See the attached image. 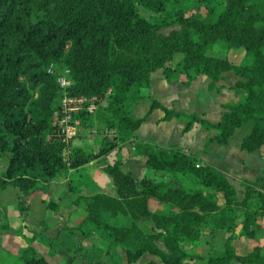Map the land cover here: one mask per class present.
<instances>
[{
  "label": "trees",
  "instance_id": "trees-1",
  "mask_svg": "<svg viewBox=\"0 0 264 264\" xmlns=\"http://www.w3.org/2000/svg\"><path fill=\"white\" fill-rule=\"evenodd\" d=\"M183 1L0 0V156L7 159L0 168V190H20L17 206L23 214L24 197L45 190L54 178L67 177L66 193L77 194L74 202L80 200L83 209L69 235L73 230L84 238L99 235L105 249L120 248L128 264H138L144 254L157 260L142 264L199 258L183 244L199 240L206 227L211 233L225 232L226 238L221 249L208 252L204 264H264V246L256 244L246 253L233 246L238 238L256 239L264 227V174L242 178L237 189L223 172L186 148L162 147L136 140L134 134L160 108V121L186 120L183 132L194 123L213 131L205 147L227 144L246 124L250 127L239 149L255 153L264 145V0H198L204 5L201 12L177 7L160 22L149 21L138 9L140 3L165 14L171 3ZM170 26L165 33L163 28ZM217 41L228 49L243 48V57L235 63L208 55L207 48ZM51 63L69 69V94L97 98L94 113L74 115L86 128L112 131L96 152L71 145L75 137L66 142L54 132L52 116L63 91L47 72ZM157 70L167 82L185 86L203 75L208 90L217 91L223 88L217 81L231 73L236 77L231 88L243 93L220 105L215 122L155 99L143 116L134 117L132 109ZM127 142H133L134 155L145 157L146 173L140 178L120 158L106 166L95 163ZM47 206L53 209L54 202ZM71 246L76 251L81 245ZM19 253L24 264H48L29 244Z\"/></svg>",
  "mask_w": 264,
  "mask_h": 264
},
{
  "label": "crops",
  "instance_id": "crops-1",
  "mask_svg": "<svg viewBox=\"0 0 264 264\" xmlns=\"http://www.w3.org/2000/svg\"><path fill=\"white\" fill-rule=\"evenodd\" d=\"M208 82L209 80L203 75L197 76L188 86L177 80L167 82L162 71L157 70L151 74L150 86L142 90L143 98L134 105L132 115L134 108L147 98L150 103L151 99H155L169 109L174 108L185 113H196L204 118H206L204 113L212 110L218 115L216 118L218 120L221 111L220 105L237 101L242 93L239 89H230L233 98L223 100L224 96H227L225 91H228L223 86L219 91L209 90V92H216L206 102L205 99L208 96L200 98L198 93L200 87L208 93ZM201 83H203L202 86H199ZM220 85L222 83H216V86ZM217 94H220L221 98H216ZM190 107H197L198 112H186ZM203 109L205 112H202ZM162 115L163 111L160 108H154L134 132L136 140L155 142L162 147H184L190 153L202 157L199 150L203 147L207 148L204 144L213 131H208L200 124L194 123L190 130L183 132L184 120L172 118L167 121H160ZM229 142L225 145H213L222 149L223 154L227 155L225 150L229 146ZM133 145V142H127L120 146L123 155L120 159L135 178H140L145 172V157L134 155ZM209 146H212V144ZM126 148L129 152L128 158L124 152ZM220 156L222 160H225L222 155ZM229 158L228 167L224 171L221 170L227 177L230 174L227 168L240 171L242 173L241 177L247 179H254L264 170V168L258 170V168L249 165L244 160L237 162L230 156ZM209 165L213 166L212 164ZM5 166L0 164L2 170ZM213 167L215 168V166ZM136 168L137 172H135ZM67 186V177L52 179L45 190H36L23 198V214H20L17 206L20 190L12 186L0 190V255L1 253H8L15 256L19 248L29 244L45 257L48 264H128L124 252L120 248L107 251L104 247L105 242L99 235L94 234L84 238L76 230H73L72 236L69 235L71 232L68 228H74L82 220L83 209L80 200L74 202L77 196L74 197L70 193H66ZM49 201L54 202L53 209L48 208ZM9 208L13 209L12 213L9 212ZM150 208L154 209L155 205L151 204ZM11 219H13L12 223H10ZM260 230L256 239H252L258 245L257 240L262 235ZM47 239L50 242H47ZM71 244H80L81 246L74 251ZM151 259L157 260L156 256L144 254L138 259L137 263L142 264Z\"/></svg>",
  "mask_w": 264,
  "mask_h": 264
},
{
  "label": "rangeland",
  "instance_id": "rangeland-1",
  "mask_svg": "<svg viewBox=\"0 0 264 264\" xmlns=\"http://www.w3.org/2000/svg\"><path fill=\"white\" fill-rule=\"evenodd\" d=\"M198 0H184L181 3H171L168 8V12H165V14H155L149 10H146L140 3H138V9L140 13L147 18L151 22H160V20L164 18H170L172 16L173 11L180 7L185 10L186 13H192V12H201L203 9L202 4H199ZM172 27H165L163 28V31L166 33L168 32ZM245 50L243 48L238 49H228L227 45L223 41H217L211 46H209L206 50V53L211 56H218V57H227L232 62L238 63L240 59L243 57V53ZM179 56V55H178ZM236 77L233 74H227L225 80L217 81V83H222V86L226 87L228 91H225V94L227 96H224L223 100H231L232 97V89L230 86L233 85L235 82ZM203 83L199 84V86H202ZM233 90V89H232ZM241 93H243L242 90H240ZM216 91H212L208 93L206 91H203L202 87L199 88V95L200 98L206 97V102L209 99L210 96L213 95V93ZM216 98H221L220 94H217ZM150 103V100L145 98L136 108H134L133 115L135 117H139L142 115V113L148 108ZM178 110V109H177ZM208 111V109H207ZM161 112V111H160ZM186 112H198L197 107H190L188 111ZM202 112H205L204 109ZM221 113V111H220ZM219 113V114H220ZM204 116L214 122L217 119L216 112H213L212 110L208 113H204ZM179 120H184V118H179ZM250 127V124L243 125L239 129H237L234 133V135L231 137L229 146H227L225 153L227 155L223 154L222 149L217 147L216 145L208 146L207 148H201L199 151V154L202 156H196L203 162L207 164H212L217 168L218 170L224 171L226 167H228V162H230V158L235 159L237 162L239 161H246L249 165H252L255 168L262 169L264 168V146L262 150H259L255 153H247L245 151H242L238 147L239 140L241 137L248 131ZM105 136H108V134H105L104 130H98L95 134H89L87 131H84L79 136L75 137L71 141V145H77V146H83L87 149H91L93 151H97L99 149V143L101 139ZM198 141V140H197ZM223 147V146H220ZM238 147V148H237ZM238 149V150H237ZM124 152L126 153V157L128 158V149H124ZM187 152H189L187 150ZM190 153V152H189ZM224 157L225 160L221 159V156ZM122 155V149L120 147L115 148L114 150L110 151L106 156H103L101 159H98L95 163L98 166H106L112 163L114 158H120ZM7 159L6 157L0 156V164L6 165ZM140 167V165H139ZM230 181L234 184V186L237 189H241V177L242 173L238 170H233L232 168H227ZM84 170H79L78 173H82ZM135 172H137V168L135 169ZM146 173V171H145ZM148 174L152 173L150 171L147 172ZM261 175L264 174V170L261 171ZM73 175L72 177V184L73 186H77V181ZM252 176V175H249ZM254 178V177H253ZM187 184H191L189 181H185ZM192 185V184H191ZM8 192V190H7ZM72 196L76 197L77 194L70 193ZM219 201L221 202L223 200V195L221 193L218 194ZM10 213H12V208L8 209ZM12 215V214H11ZM13 219L10 220V223H12ZM145 223H148L149 221L146 219L144 220ZM9 224V223H8ZM152 225L151 223L148 225ZM262 235L258 238L257 243L259 245L264 246V227L261 228ZM226 238V233L223 231H216L215 233H211V230L206 227V229L203 230V234L199 240L185 242L183 244L184 249L190 254V255H198L199 258H193V257H187L185 259L184 264H204V257L210 252L212 249H221L223 246V242ZM256 244V241H253L252 239H246V238H238L233 241V246L235 247L236 251L238 253H246L251 250V248ZM21 248H19L20 250ZM19 250L17 251V254L15 256H11L12 254L8 253H1L0 255V264H24L22 258L20 257ZM77 264V263H75Z\"/></svg>",
  "mask_w": 264,
  "mask_h": 264
},
{
  "label": "built area",
  "instance_id": "built-area-1",
  "mask_svg": "<svg viewBox=\"0 0 264 264\" xmlns=\"http://www.w3.org/2000/svg\"><path fill=\"white\" fill-rule=\"evenodd\" d=\"M47 72L55 76V80L63 91V94L59 100V107L53 112L52 125L55 126L54 132L62 136L64 141H68L71 138L77 137L84 131L89 134H95L97 130L94 127L86 128L82 126L78 120L74 118V115L80 111L85 110L88 113H94L97 108V98H86L84 96H77L69 94V88L72 84L70 71L68 68L57 69L51 63L47 67ZM105 134L111 136L113 133L111 130H104Z\"/></svg>",
  "mask_w": 264,
  "mask_h": 264
}]
</instances>
